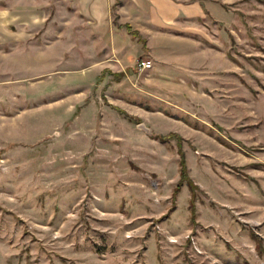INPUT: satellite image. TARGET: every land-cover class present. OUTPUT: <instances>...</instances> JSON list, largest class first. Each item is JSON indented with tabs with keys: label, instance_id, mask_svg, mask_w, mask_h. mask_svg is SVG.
<instances>
[{
	"label": "rangeland",
	"instance_id": "obj_1",
	"mask_svg": "<svg viewBox=\"0 0 264 264\" xmlns=\"http://www.w3.org/2000/svg\"><path fill=\"white\" fill-rule=\"evenodd\" d=\"M119 5L0 0V264H264V0Z\"/></svg>",
	"mask_w": 264,
	"mask_h": 264
},
{
	"label": "crops",
	"instance_id": "obj_2",
	"mask_svg": "<svg viewBox=\"0 0 264 264\" xmlns=\"http://www.w3.org/2000/svg\"><path fill=\"white\" fill-rule=\"evenodd\" d=\"M85 8L83 12L86 14V17L89 21L84 23V28L87 29L86 38L91 39L97 36L102 37L107 40L108 44L111 46L110 53L121 55L123 60L128 61L131 59L132 52L130 51V44L132 43V38L128 35V33L124 32L122 29H116L111 31L110 35H106L103 37L104 31L103 27L106 29L109 26V18L111 7L114 5L116 0H82ZM121 5H119L116 9V13L118 14V18L122 25L133 26L134 29L143 34L140 28L134 24H140V20L151 21L157 24V20H159V15L161 16L157 6H155L156 2L160 0H120ZM160 12V13H159ZM162 17V16H161ZM111 23V22H110ZM105 30V29H104ZM106 31V30H105ZM136 31V32H137ZM130 45V46H129ZM152 44V46H154ZM150 46V47H152ZM155 47V46H154ZM153 49V48H152ZM120 73V72H117ZM124 73V72H123Z\"/></svg>",
	"mask_w": 264,
	"mask_h": 264
},
{
	"label": "trees",
	"instance_id": "obj_3",
	"mask_svg": "<svg viewBox=\"0 0 264 264\" xmlns=\"http://www.w3.org/2000/svg\"><path fill=\"white\" fill-rule=\"evenodd\" d=\"M126 28L129 30V26H126ZM131 35H132L133 37L137 38V40H138L140 43H142V44L145 43L144 40H142V39L139 38V35H138V33H137L136 31H132V32H131ZM113 75H114L116 78H120V77L124 76V73H114ZM182 160H183V159H182ZM179 166H180V175H181L180 177H181V180H183V179L185 178V176H186L184 162L181 161ZM180 183H181V182H180ZM180 183L177 185V187H176V189H175L176 191L179 189ZM188 185H189V187L191 188V190L194 189V187H193V185L191 184V182H189Z\"/></svg>",
	"mask_w": 264,
	"mask_h": 264
},
{
	"label": "built area",
	"instance_id": "obj_4",
	"mask_svg": "<svg viewBox=\"0 0 264 264\" xmlns=\"http://www.w3.org/2000/svg\"><path fill=\"white\" fill-rule=\"evenodd\" d=\"M140 66L143 69H150L151 68V62H149V61H141L140 62Z\"/></svg>",
	"mask_w": 264,
	"mask_h": 264
}]
</instances>
